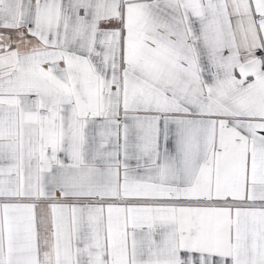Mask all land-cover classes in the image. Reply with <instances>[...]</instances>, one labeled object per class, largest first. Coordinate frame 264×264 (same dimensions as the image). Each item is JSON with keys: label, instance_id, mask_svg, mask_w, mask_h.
I'll use <instances>...</instances> for the list:
<instances>
[{"label": "crops", "instance_id": "1", "mask_svg": "<svg viewBox=\"0 0 264 264\" xmlns=\"http://www.w3.org/2000/svg\"><path fill=\"white\" fill-rule=\"evenodd\" d=\"M264 0H0V264H264Z\"/></svg>", "mask_w": 264, "mask_h": 264}, {"label": "built area", "instance_id": "2", "mask_svg": "<svg viewBox=\"0 0 264 264\" xmlns=\"http://www.w3.org/2000/svg\"><path fill=\"white\" fill-rule=\"evenodd\" d=\"M260 56H261V58H263V60H264V50H262V52L260 53Z\"/></svg>", "mask_w": 264, "mask_h": 264}]
</instances>
